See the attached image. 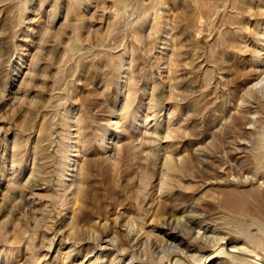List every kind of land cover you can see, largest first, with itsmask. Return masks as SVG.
Returning <instances> with one entry per match:
<instances>
[{"label": "rangeland", "instance_id": "1", "mask_svg": "<svg viewBox=\"0 0 264 264\" xmlns=\"http://www.w3.org/2000/svg\"><path fill=\"white\" fill-rule=\"evenodd\" d=\"M263 15L0 0V264H263Z\"/></svg>", "mask_w": 264, "mask_h": 264}, {"label": "bare ground", "instance_id": "2", "mask_svg": "<svg viewBox=\"0 0 264 264\" xmlns=\"http://www.w3.org/2000/svg\"><path fill=\"white\" fill-rule=\"evenodd\" d=\"M264 16V15H263ZM261 36V35H260ZM262 49L264 50V45L262 46ZM166 51V50H165ZM164 56V55H163ZM159 57V56H158ZM251 79V78H250ZM259 80H261V79H259ZM258 80V81H259ZM264 81V80H263ZM262 82V81H261ZM255 84H253V83H251V86L249 85V87H247L249 90H251L253 87L254 88H256V84H257V82H254ZM259 84H260V81L258 82ZM258 86V85H257ZM128 88V87H127ZM128 91H130V90H128ZM127 91V92H128ZM129 95H130V93H129ZM241 109V108H240ZM249 109H250V107H249ZM248 110V109H247ZM250 111V110H249ZM123 115V114H122ZM240 119V118H239ZM55 125V124H54ZM58 127V126H57ZM54 128V127H53ZM77 128V127H76ZM80 137V136H79ZM151 141V140H150ZM76 142V141H75ZM54 143V142H53ZM52 144V143H51ZM50 146V145H49ZM165 152V151H164ZM160 156V155H159ZM69 162V161H68ZM169 161H166V163H165V165H166V167L170 170V171H176L177 169H176V167H174L173 165H172V163L170 162V163H168ZM13 164V163H12ZM46 165V164H45ZM44 168V167H43ZM10 169V168H9ZM83 169V168H82ZM86 171V170H85ZM31 173V172H30ZM85 175V174H84ZM162 175V174H161ZM84 177H86V175L84 176ZM14 181V180H13ZM15 182V181H14ZM33 183H34V181H32ZM84 182V181H83ZM160 182V181H159ZM81 184V183H80ZM27 185V184H26ZM26 188H27V186H26ZM38 188V187H37ZM162 189V188H161ZM79 192V191H78ZM160 193V192H159ZM158 193V194H159ZM30 194V193H29ZM166 194V193H165ZM163 195V194H162ZM212 195V194H211ZM249 195V194H248ZM248 195L247 194H239L238 192L236 193V192H234L233 194H229L227 197H226V199L228 200V202L230 203H228L229 204V206H230V208H231V210H234L235 212H237V214L238 213H245V212H248L249 210L248 209H246V205H247V201H248V198L250 199V197H248ZM28 196V195H27ZM253 196V195H252ZM159 197H160V194H159ZM232 197V198H231ZM166 198H167V196H166ZM164 199V198H163ZM76 200V199H75ZM81 200V199H80ZM79 200V201H80ZM78 201V202H79ZM82 201V200H81ZM161 201V200H160ZM167 201V200H166ZM254 201V200H253ZM21 202H22V200H21ZM80 203V202H79ZM78 203V204H79ZM81 204V203H80ZM28 205V204H27ZM228 206V207H229ZM29 208V207H28ZM73 209V208H72ZM246 210H248V211H246ZM233 213V212H232ZM240 214V215H241ZM246 214V213H245ZM245 214H243V215H245ZM56 215V214H55ZM118 215V214H117ZM118 217H119V215H118ZM116 218H117V216H116ZM186 218V217H185ZM192 219V218H191ZM152 220V219H151ZM52 221V220H51ZM114 221V220H113ZM116 221V220H115ZM132 221H134V220H132ZM189 221V220H188ZM135 222V221H134ZM151 222V221H150ZM149 222V223H150ZM165 222V221H164ZM104 223H106V222H104ZM114 223V222H113ZM124 223H127L126 221L124 222ZM131 223V222H130ZM178 224L180 223V222H177ZM134 224V223H133ZM136 224V223H135ZM160 224V223H159ZM169 224H170V222H169ZM182 224V223H181ZM103 226L105 225V224H102ZM149 225V224H148ZM187 225V224H186ZM125 226V225H124ZM132 226V225H131ZM164 226V225H163ZM171 226V225H170ZM189 226V225H188ZM128 227H130V224H129V226ZM136 227V226H135ZM175 227V226H174ZM181 227V226H180ZM179 227V228H180ZM184 227V226H183ZM186 227V226H185ZM193 227V226H192ZM101 228H103V227H101ZM131 228V227H130ZM129 228V229H130ZM139 228V227H138ZM168 228V227H167ZM124 229H126V228H124ZM129 229L127 228V240L131 243V242H136V241H138L139 240V238H140V235L137 233V234H135V232H134V234H132V232H131V234H129L128 232H129ZM175 229V228H174ZM181 229V228H180ZM206 229V228H205ZM131 230V229H130ZM150 230V229H149ZM177 230V229H176ZM141 231V230H140ZM182 232V231H181ZM196 232V231H195ZM97 233V232H96ZM198 233V232H197ZM196 233V234H197ZM164 234V233H163ZM97 235H100V234H97ZM139 235V236H138ZM146 235V234H145ZM117 236V235H116ZM116 236H114L115 238H116ZM150 236V235H149ZM176 236V235H175ZM50 237H52V236H50ZM99 237H101V236H99ZM164 237V236H163ZM91 238V237H90ZM97 238V237H96ZM103 238V237H102ZM52 239V238H51ZM95 239V238H94ZM98 239V238H97ZM166 239V238H165ZM107 240V239H106ZM147 240V239H146ZM176 240V239H175ZM155 241V240H154ZM166 241H167V239L165 240V243H166ZM182 241V240H181ZM194 241H195V239H194ZM45 242H47V241H45ZM52 242H53V239H52ZM115 242V241H114ZM163 242V241H162ZM168 242H170V241H168ZM167 242V243H168ZM172 242V241H171ZM184 242V241H183ZM154 243V242H153ZM179 243V242H178ZM185 243V242H184ZM78 244V243H77ZM157 244V243H156ZM155 244V245H156ZM163 244V243H162ZM172 244V243H171ZM176 244V243H175ZM175 244L173 243V249H174V246H175ZM181 244V243H180ZM186 244V243H185ZM191 245V244H190ZM46 246V245H45ZM51 246V245H50ZM188 247H189V245H187ZM192 246V245H191ZM195 246V245H194ZM153 247H154V245H153ZM162 247V245H160V248ZM181 247V246H180ZM202 247V246H201ZM206 247V246H205ZM196 248V249H194V248H188L187 249V251H186V253H188V252H196V255H193L194 257L195 256H197L198 257V253L197 252H199V253H201L199 256H202L201 257V259H200V262L198 261V259L196 258L195 260H196V262L195 263H198L199 262V264H204L205 262H206V260L208 261V259L212 256V253H210V251L207 249V248ZM42 248V247H41ZM47 248V247H46ZM103 248V247H102ZM130 248V247H129ZM136 247H134V249H135ZM155 248V247H154ZM157 248H158V246H157ZM59 249V248H58ZM240 249V248H239ZM238 249V250H239ZM41 250V249H40ZM48 250H49V248H48ZM175 250V249H174ZM174 250H173V252H174ZM182 250V249H181ZM180 250V251H181ZM213 250H215V249H213ZM243 250V249H242ZM184 251V250H183ZM224 251V250H223ZM235 251H237V250H235ZM240 251H241V249H240ZM71 252V251H70ZM176 252V251H175ZM215 252H216V250H215ZM218 253H220V250L219 251H217ZM242 252V251H241ZM184 253V252H183ZM181 254L180 255V257H181V260L183 259L184 261L186 260V259H188L187 258V256L186 255H184V254ZM192 253H190V254H192ZM218 253H216L217 255H219ZM225 253V252H224ZM238 253H240V252H238ZM243 253H246V251L245 252H243ZM174 254V253H173ZM195 254V253H194ZM226 254V253H225ZM224 254V255H225ZM229 254V253H228ZM236 254V253H235ZM171 255H172V252H171ZM188 255V254H187ZM216 255V256H217ZM220 255H221V253H220ZM227 255V254H226ZM225 255V256H226ZM176 256H179L178 255V252H177V255ZM192 256V257H193ZM214 256V255H213ZM66 257V256H65ZM192 257L190 258L191 260H193L192 259ZM219 257V256H218ZM223 257V256H222ZM242 256H240V258H241ZM258 257V256H257ZM176 258V257H175ZM178 258V257H177ZM176 258V259H177ZM200 258V257H199ZM247 258V257H246ZM253 258V257H252ZM251 258V259H252ZM259 258H261L260 256H259ZM66 259V258H65ZM189 259V260H190ZM244 258H242L241 260H243ZM248 259H250V258H248ZM257 259V258H256ZM178 260H179V258H178ZM190 260V261H191ZM244 260H246V259H244ZM262 259H260V261H261ZM131 261V260H130ZM129 261V262H130ZM175 261V260H174ZM198 261V262H197ZM248 261V260H247ZM253 261V260H252ZM186 263H187V260L185 261ZM192 262H194V260L192 261ZM242 262V261H241ZM191 263V262H190ZM253 263H256L255 261H253ZM259 263V262H258ZM257 263V264H258ZM189 264V263H188ZM192 264V263H191ZM260 264V263H259ZM262 264V263H261ZM264 264V263H263Z\"/></svg>", "mask_w": 264, "mask_h": 264}]
</instances>
